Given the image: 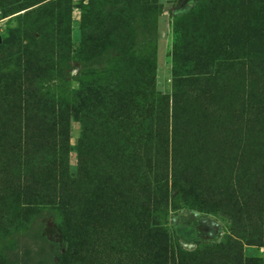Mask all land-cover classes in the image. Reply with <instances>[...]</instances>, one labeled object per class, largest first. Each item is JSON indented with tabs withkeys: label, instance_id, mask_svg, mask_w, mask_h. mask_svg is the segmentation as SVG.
<instances>
[{
	"label": "rangeland",
	"instance_id": "1",
	"mask_svg": "<svg viewBox=\"0 0 264 264\" xmlns=\"http://www.w3.org/2000/svg\"><path fill=\"white\" fill-rule=\"evenodd\" d=\"M146 67L153 99L137 84ZM108 85L131 88L146 122L162 108L170 115L173 94L182 92L176 102L191 119L186 128L204 132V142L188 143L178 157L208 179L220 171L221 201L235 202L211 211L171 191L176 201L163 227L189 254L187 264H264V156L253 162L249 140L229 134L233 125L264 131V0H0V264H58L67 240L69 264H109V236L94 252L88 245L109 233V216L106 226L96 218L73 230L44 207L25 220L7 190L17 176L9 153L33 132L67 131L74 170L86 117L104 138L89 137L87 148L99 141L107 166L109 131L94 115L92 91ZM132 216L112 224L118 235L132 226L113 264L140 260L141 222Z\"/></svg>",
	"mask_w": 264,
	"mask_h": 264
},
{
	"label": "trees",
	"instance_id": "2",
	"mask_svg": "<svg viewBox=\"0 0 264 264\" xmlns=\"http://www.w3.org/2000/svg\"><path fill=\"white\" fill-rule=\"evenodd\" d=\"M148 71L149 67L141 71L137 84L147 97L153 99L156 94L148 82ZM213 92L210 90L209 93ZM181 93L177 91L173 94L170 115L163 112L162 108L154 118L146 122L139 115L143 106L138 105L128 86L116 85L114 88L108 85L93 90L92 96L96 95L94 115L104 127L103 134L104 129L109 131L107 166L103 160L108 154L102 155L103 148L100 147V142L104 141L102 128H87L88 124H92L89 117L85 118L83 124L74 170L69 164L67 131L52 129L31 133L25 147H20L16 153H9L11 157H17L12 161L16 165L8 163L10 171L14 167L17 176L7 187L10 202L16 212L27 220L28 213L32 214L41 207L48 208L63 218L67 217L72 230L78 223L90 225L96 218L105 220L103 226H106L109 216V233L102 229L100 238L103 240L97 243V239H90L88 244L90 251L94 252L106 243L105 239L109 236V264H113V255L125 249V240L130 239L124 237V234L132 227L125 228L118 235L115 229H111L112 224L118 221L125 225L127 217L132 213L130 222H141L140 260L134 262L132 257L131 262L123 264H134L137 261L139 264H187L189 254L173 243L163 227L167 210L176 201V195L197 199L199 206L217 212L223 211V205L232 207L235 202L233 198L227 203L221 201L220 171L215 169V174L208 179L207 174L206 177L199 174L201 171H198V166H192L194 161L186 156L183 159L178 157V151L185 145L188 147L191 143L199 147L204 142V132L188 129L191 119L176 102ZM159 101H162L160 97ZM262 111L263 106H259L258 113ZM238 127L233 125L235 130L229 132L230 136L233 133L236 137L249 140L250 149L254 153L253 162L260 164L261 156H264V131L255 129L252 134L251 129L247 131L245 127L242 132L240 127L238 131ZM7 137L4 133L1 139ZM89 137L99 138L100 142L94 140L88 149ZM23 152L27 156L25 159L21 158ZM171 191L176 192V195L172 196ZM190 200L188 206L198 208ZM67 241V250L58 255V264H69L68 255H75L72 251L74 242ZM116 264L122 262L119 260Z\"/></svg>",
	"mask_w": 264,
	"mask_h": 264
}]
</instances>
